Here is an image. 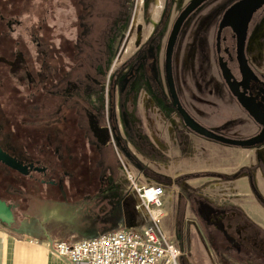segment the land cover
<instances>
[{"label":"rangeland","instance_id":"1","mask_svg":"<svg viewBox=\"0 0 264 264\" xmlns=\"http://www.w3.org/2000/svg\"><path fill=\"white\" fill-rule=\"evenodd\" d=\"M190 1L0 0V142L23 160L53 169L68 164L57 160L61 155L77 166L71 175L86 171L97 177L112 165L118 185L127 190V171L138 181L164 184L168 208L160 225L176 238L182 233L176 240L183 256L191 249L198 256L196 248H202L206 264H233L216 254L197 219L198 204L232 207L264 231V144L241 148L200 136L174 107L165 52ZM235 1L208 0L195 10L173 58L183 106L230 138L256 132L218 64L217 30ZM246 54L252 68L264 73V10L251 24ZM230 66L237 70V60ZM66 126L81 137L68 139L59 129ZM0 170V195L13 204L15 221L35 196H48L44 186L26 177L15 185L9 176H19L2 165ZM138 215L150 222L144 210Z\"/></svg>","mask_w":264,"mask_h":264},{"label":"flooded vegetation","instance_id":"2","mask_svg":"<svg viewBox=\"0 0 264 264\" xmlns=\"http://www.w3.org/2000/svg\"><path fill=\"white\" fill-rule=\"evenodd\" d=\"M262 10H264V4L254 13L251 19L249 23L248 36L253 20L255 19L256 15ZM224 30H227V35L225 36H223ZM224 30L222 32L220 52H217V54H218V58L221 55L223 59L227 61L229 67L231 68L230 66L231 60L233 61L237 60V57H235L237 56L236 33L232 30L231 27H226ZM248 36H247V42H248ZM223 42H225L224 46H223ZM247 42H246V47H247ZM216 51H217V39H216ZM249 66L252 69V72L250 73L248 72L243 73L240 69L239 63L237 70L236 68H234L235 70L231 68V70L235 75L236 80L239 82L238 84L241 93L240 96L241 101L238 99L237 96H235L232 92L231 93L234 96L235 100L238 102V104H240L242 109L255 122L256 132L247 136L244 135L243 137L234 138V139L252 138L254 136L261 134V132L264 129V73L255 71L250 65V63ZM251 110L252 112H254V114H256V117L259 118V120L256 119L255 116L251 113ZM189 129L191 128L189 127ZM191 130L200 136H204L199 134L193 129ZM262 144H264V140L252 146H240V145H235V146L241 148H245V147L249 148ZM230 145H234V144H230ZM0 146L5 152H7L13 157L18 158L19 160H22L25 164L28 165L33 164V167L29 169L28 173L24 174L21 171L14 169L8 166L6 163L0 161V165L4 166L5 169H8L9 171L14 172L16 173V175L19 176V178L17 176L14 177L9 176L10 179H13V183H15V185L16 183L17 185H21L23 177H26L29 179V181L34 182V184H36L35 186H38L40 188L44 186L48 190L47 191L48 193L49 191H53L57 189L66 191L69 188H73V189L77 188L81 191H85L86 188H89L91 191H97V190H103L106 187L113 185L117 179V176L115 174L116 169H113L112 165L109 168H105L99 171V175L97 177H93L91 175H85L86 171L83 172L84 174L77 172V175H71L68 170L53 169L51 168V165L40 163L37 160H33V161L23 160L18 155H16L15 150H13L11 147L9 146L7 147L5 144H2L1 142H0ZM58 157H61V155H57V160L62 159L63 162L64 161L66 162L65 158L63 159L62 157L61 158ZM78 173L81 175L78 176ZM3 183L4 180L0 175V186L4 187ZM62 194L63 193H60L56 196L50 195L47 198L50 201H53L54 199L58 201V199L64 197L61 196ZM37 197L39 196H35L34 198H36L37 200ZM0 199L5 200V198H3L1 195H0ZM11 205L14 211V206L13 204ZM22 211H24L25 215L27 216L34 215L33 217L38 218L35 212L32 214V209L29 207V205L22 207ZM197 219H199L200 225L205 231L206 236L213 241L214 250L218 256L223 255L224 257L230 258V261L233 262V264H264V231L262 230V228H260V226L256 222L247 218L243 212L233 209L232 207H223L220 205H215L210 202L201 201L200 204H198ZM181 236L182 233L178 232L177 238L179 239L181 238Z\"/></svg>","mask_w":264,"mask_h":264},{"label":"crops","instance_id":"3","mask_svg":"<svg viewBox=\"0 0 264 264\" xmlns=\"http://www.w3.org/2000/svg\"><path fill=\"white\" fill-rule=\"evenodd\" d=\"M95 125L99 128L98 124ZM60 193L64 197L58 201L47 198ZM133 193L118 185L116 179L113 185L103 190L57 189L49 191L45 199L37 197L36 201L29 202V207L38 218L21 211L18 221L11 225L0 220V264H72L51 252L49 239L78 240L111 231L121 224L148 223L140 222L137 217L142 210L137 207L138 198ZM196 249L198 256H194L191 249L182 255L180 264H206L207 251Z\"/></svg>","mask_w":264,"mask_h":264},{"label":"built area","instance_id":"4","mask_svg":"<svg viewBox=\"0 0 264 264\" xmlns=\"http://www.w3.org/2000/svg\"><path fill=\"white\" fill-rule=\"evenodd\" d=\"M126 176L131 184L129 189L138 198L137 207L147 212L150 222L121 224L111 231L78 240L51 238L48 247L52 253L72 264H180L182 247L160 225L166 215L165 185L139 182L130 171Z\"/></svg>","mask_w":264,"mask_h":264},{"label":"water","instance_id":"5","mask_svg":"<svg viewBox=\"0 0 264 264\" xmlns=\"http://www.w3.org/2000/svg\"><path fill=\"white\" fill-rule=\"evenodd\" d=\"M208 0H191L187 6L181 11L177 17L170 36L168 38L166 52H165V74L166 80L169 87L170 94L173 99V105L178 110L179 114L183 117L184 122L191 129L195 130L201 135L207 136L212 139H216L221 142L240 145V146H252L257 143H260L264 140V129L261 134L254 136L248 139H234L221 135L197 121L183 106L180 101L179 94L176 88V82L174 77V68H173V58L174 50L176 46L177 39L179 37L180 31L188 19V17L197 10L203 3ZM264 0H237L231 4L224 12L217 31V52H220V45L222 39V32L226 27H231L232 30L236 33V52L237 60L240 66V69L243 73H250L252 69L249 66L248 58L246 55V42L248 36L249 23L254 15V13L262 7ZM218 64L222 72V76L225 79L231 92L238 97L241 101V93L239 90V82L236 80L235 75L231 68L229 67L226 60L220 55L218 58ZM251 113L255 116L254 112ZM0 161L6 163L8 166L21 171L24 174H27L29 169L33 167V164H25L22 160H19L16 157L11 156L5 152L0 146ZM0 220L11 225L15 221V215L13 207L11 204H8L7 201L0 199Z\"/></svg>","mask_w":264,"mask_h":264},{"label":"trees","instance_id":"6","mask_svg":"<svg viewBox=\"0 0 264 264\" xmlns=\"http://www.w3.org/2000/svg\"><path fill=\"white\" fill-rule=\"evenodd\" d=\"M72 128V129H71ZM73 128H75V127H73V126H71V127H63V128H59L60 130H65V131H67L68 133H67V138L68 139H72V137H74V138H80L81 137V134H79V133H77V132H75V130L73 129ZM87 128H89V126H87ZM92 128V127H91ZM74 130V131H73ZM59 133V132H58ZM60 134V133H59ZM58 134V135H59ZM65 135V134H64ZM60 136V135H59ZM62 136V135H61ZM77 144H78V141H77V139H75L72 143H71V148H76L77 147ZM100 147V146H99ZM99 147L97 148V146L95 145V147H94V150H99ZM84 147L82 146V148L81 149H83ZM101 148V147H100ZM101 150V149H100ZM83 151V150H82ZM84 152V151H83ZM84 154V153H83ZM95 154V153H94ZM66 159V162L68 163L66 166H63V169H66V170H68V171H72L74 168H77V166H74V165H72V163H71V161H68L67 160V158H65ZM63 164H64V162H63ZM85 168H86V166H85ZM87 189H89V188H86V190Z\"/></svg>","mask_w":264,"mask_h":264}]
</instances>
